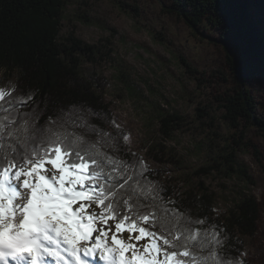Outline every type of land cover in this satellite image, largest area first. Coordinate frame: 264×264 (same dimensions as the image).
Returning <instances> with one entry per match:
<instances>
[{"label": "trees", "instance_id": "trees-1", "mask_svg": "<svg viewBox=\"0 0 264 264\" xmlns=\"http://www.w3.org/2000/svg\"><path fill=\"white\" fill-rule=\"evenodd\" d=\"M68 1L0 0V71H6L5 77L8 72H17L12 93L14 108L11 112H0V118L8 116L18 123L36 120L38 127L47 124L49 118L66 123L70 130L83 133L84 139L99 140L100 151L128 165L129 174L140 171L142 160L146 170L142 177L134 175L133 179H147L163 190L164 206L178 209L182 214L176 227L181 232L185 227L192 231L199 229L206 241L216 234L220 243L209 244L203 252H198L199 255L208 256L209 250L215 247L221 264L240 261L247 264L242 256L246 239H252L257 232L259 205L256 199L248 192H242L232 208L217 211L216 194L203 183L183 191V185L168 182L165 170L151 168L132 150L128 140L123 139L128 136L127 131L117 123L111 102L105 97L109 87L107 80L100 76L86 77L82 72L83 63L95 60L93 48L74 33L64 42L60 41L62 10ZM175 6L181 9L177 14L182 15L194 30L201 28L210 36L217 35L216 41L226 50L236 80H241L245 87L251 80L264 81V0H177ZM186 67L191 71L189 66ZM240 86L239 83L231 95L220 98L228 136L238 139L225 140V149L229 151L224 159L230 171L238 170L245 178L244 182L253 185L247 169L237 166L236 153L253 148L258 156L246 136L250 128H255L264 139V119L255 116V102L247 88ZM200 110L202 108H198ZM204 114L210 121L213 119ZM156 119L160 124L158 131L164 138H170L183 121L177 113L167 112L158 114ZM73 121L80 126H74ZM115 125H119V135ZM88 126L98 129L101 135L87 132ZM112 137L116 139L112 140ZM146 156L159 166L177 164L160 144L149 147ZM197 220L203 223H195Z\"/></svg>", "mask_w": 264, "mask_h": 264}, {"label": "rangeland", "instance_id": "rangeland-1", "mask_svg": "<svg viewBox=\"0 0 264 264\" xmlns=\"http://www.w3.org/2000/svg\"><path fill=\"white\" fill-rule=\"evenodd\" d=\"M175 2L69 0L62 10L59 38L64 42L74 33L93 48L95 60L83 63V74L107 80L105 97L117 123L127 131L132 150L151 168L165 170L168 182L183 185V191L203 183L216 194L215 208L220 212L232 208L242 192L256 199L257 232L246 239L242 257L247 264H264V139L250 128L246 141L258 156L253 148L236 153L237 166L245 167L254 183L248 185L224 159L229 151L225 140L238 139L228 136L220 109V98L231 95L240 83L255 102V116L264 119V81L251 80L245 87L236 80L217 35L194 30L177 14L181 9ZM5 72L0 71V89L8 91L15 87L17 72L6 77ZM165 112L183 118L170 138L158 131L156 118ZM158 144L166 147L176 165L159 166L147 159V149ZM93 209L99 211L95 205Z\"/></svg>", "mask_w": 264, "mask_h": 264}, {"label": "snow or ice", "instance_id": "snow-or-ice-1", "mask_svg": "<svg viewBox=\"0 0 264 264\" xmlns=\"http://www.w3.org/2000/svg\"><path fill=\"white\" fill-rule=\"evenodd\" d=\"M14 91L0 89V112L13 110ZM37 123L0 118V264H221L215 247L198 254L220 243L215 233L206 241L199 229L181 232L182 214L164 206L163 190L133 179L142 160L129 174L99 140L59 120Z\"/></svg>", "mask_w": 264, "mask_h": 264}]
</instances>
